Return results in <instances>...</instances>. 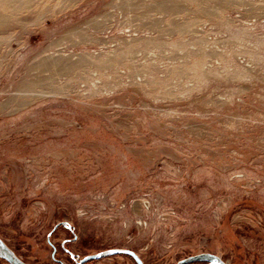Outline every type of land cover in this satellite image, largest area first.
<instances>
[{
  "label": "rangeland",
  "instance_id": "rangeland-1",
  "mask_svg": "<svg viewBox=\"0 0 264 264\" xmlns=\"http://www.w3.org/2000/svg\"><path fill=\"white\" fill-rule=\"evenodd\" d=\"M169 1L37 0L0 33V238L25 263L264 264V0Z\"/></svg>",
  "mask_w": 264,
  "mask_h": 264
},
{
  "label": "bare ground",
  "instance_id": "bare-ground-1",
  "mask_svg": "<svg viewBox=\"0 0 264 264\" xmlns=\"http://www.w3.org/2000/svg\"><path fill=\"white\" fill-rule=\"evenodd\" d=\"M37 0H0V33L7 32L11 26L14 25L16 21V16L19 12L27 9L33 5ZM158 7L164 11L177 12L180 11V5L176 0H170L169 2H164L160 4ZM199 12L207 15H215L214 11H210L206 8L200 7ZM18 19V18H17ZM19 20V19H18ZM169 29L175 30H184V25L180 23L174 22L172 20L169 21L168 24ZM122 56V55H120ZM84 58L81 57L74 63H71L63 58H41L36 67L41 70H47L49 66H58V70L62 69H72L80 68L82 63L84 62ZM35 71V70H34ZM34 75L31 77H23V79L18 83L16 92H14L12 96V101L18 106L21 107L28 103L32 98L36 97L38 94L37 86L43 87L42 85L47 82V77L40 73H33ZM30 76V74H29ZM49 85L52 90L56 87L53 84V80H48ZM54 85V86H53ZM40 91V90H39ZM144 263V262H143Z\"/></svg>",
  "mask_w": 264,
  "mask_h": 264
},
{
  "label": "water",
  "instance_id": "water-1",
  "mask_svg": "<svg viewBox=\"0 0 264 264\" xmlns=\"http://www.w3.org/2000/svg\"><path fill=\"white\" fill-rule=\"evenodd\" d=\"M127 254L133 257L137 264H144L139 255L132 249L114 247L109 248L98 253L88 254L77 261V264H84L91 259H99L111 255ZM0 257L6 260L9 264H27L0 238ZM195 261L205 262L204 264H228L219 256L213 253H198L182 258L176 264H188Z\"/></svg>",
  "mask_w": 264,
  "mask_h": 264
},
{
  "label": "flooded vegetation",
  "instance_id": "flooded-vegetation-1",
  "mask_svg": "<svg viewBox=\"0 0 264 264\" xmlns=\"http://www.w3.org/2000/svg\"><path fill=\"white\" fill-rule=\"evenodd\" d=\"M205 262H202V264H204Z\"/></svg>",
  "mask_w": 264,
  "mask_h": 264
}]
</instances>
